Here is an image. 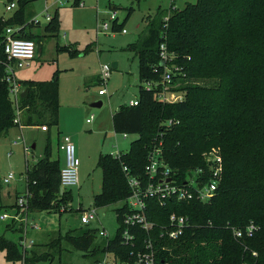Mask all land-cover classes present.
Here are the masks:
<instances>
[{
    "label": "trees",
    "instance_id": "trees-1",
    "mask_svg": "<svg viewBox=\"0 0 264 264\" xmlns=\"http://www.w3.org/2000/svg\"><path fill=\"white\" fill-rule=\"evenodd\" d=\"M18 1L12 16L0 17V40L6 27L29 22L26 7L32 0ZM149 19L142 38L129 45L138 56L142 82L162 80L160 45L166 42L175 54L172 63L180 67L176 79L206 84L183 86L180 89L186 96L177 102L158 99L162 85L153 89L141 85L138 104L123 105L113 114L116 132L137 133L139 137L127 152L100 155L98 164L104 170V185L94 204L104 206L126 200L132 193L125 167L132 175L149 179L146 165L150 147L157 139L163 140V157L174 178L180 181L189 168L205 165L203 154L207 150L219 147L225 169L217 194L207 202L171 199L166 206L156 198L148 199V217L156 226L150 232H136V250H144L146 240L151 238L156 264H264V0H198L183 9H176L172 3L169 9L158 10ZM27 28L18 35L42 46L40 38L35 39ZM113 29H124L118 17ZM59 30L57 8L46 31L56 34ZM4 61L0 50V138L17 125L9 84L3 80ZM23 83L27 94L19 103L20 125L57 127V78ZM62 167L59 158L53 156L49 139L44 156L26 168L32 211L48 208L57 198L61 203L72 200L71 189L61 192ZM125 208L117 210L116 235L104 245L96 243V228H87L81 234L69 230L62 237L86 253L109 250L122 254V258H132L129 254L134 249L121 240ZM172 213L189 216L191 223L177 239L161 235ZM250 223L257 226L252 235L246 232ZM235 229H241L243 235L237 237ZM50 245L60 252L59 240ZM0 250L8 261L22 260V264H38L55 256L50 251L25 250L4 235H0Z\"/></svg>",
    "mask_w": 264,
    "mask_h": 264
},
{
    "label": "rangeland",
    "instance_id": "rangeland-1",
    "mask_svg": "<svg viewBox=\"0 0 264 264\" xmlns=\"http://www.w3.org/2000/svg\"><path fill=\"white\" fill-rule=\"evenodd\" d=\"M198 0H86L84 6L68 4L55 5L54 0H32L26 7L29 22L27 29L34 38H40L36 57L30 66L16 70V77L23 85L24 81H51L57 78L60 92L59 125L49 129L46 125H14L9 133L0 138V235L12 241H19L21 232L26 229L27 246L25 250L54 253V259L42 260L38 264H96L105 252L86 253L76 249L63 239L69 230L81 234L87 228H96V243L104 245L116 235L119 223L117 210L126 200L96 206L95 196L102 193L104 170L98 164L101 154H118L127 152L131 143L139 134L129 133L126 137L116 132L113 114L121 106L137 99L140 86L145 85L140 78L139 59L129 45L139 41L147 30L149 18L158 10L169 9L172 3L176 9H183L188 3ZM7 0H0V17L9 18L16 8L7 10ZM19 4L18 0H15ZM46 5H50L46 11ZM58 8L60 30L56 34L46 31L47 14H54ZM115 12L119 23H124L122 30H102L104 22H109L111 13ZM170 11H168L169 13ZM37 19L40 23L32 21ZM111 24V23H110ZM29 25V26H28ZM112 25V24H111ZM38 44V43H37ZM70 48V50H65ZM118 62L116 68L113 62ZM109 64L111 74L106 82L101 80L102 67ZM200 80L177 78L172 85L171 96H186L185 85L199 83ZM201 84H206L201 81ZM199 83V84H200ZM23 87V86H22ZM100 88L106 89L105 95H99ZM101 101V106H94ZM168 102V101H166ZM93 119L88 122L87 119ZM70 136L77 147L81 163L79 184L71 187L72 200L60 202L55 199L52 204L41 211H33L28 205L29 227L24 221L3 218L4 213H20V207L9 212L14 205L18 191H26V168L32 167L46 152L49 139L54 148L58 139ZM31 148L26 150V146ZM56 150V148H55ZM55 150L54 155H55ZM58 152V151H56ZM61 165L64 166L65 155L59 152ZM14 174L10 183L4 178ZM96 209L97 216L88 224L81 221L83 210ZM36 224L37 227H32ZM108 235L102 236L99 231ZM54 240L60 241V252L50 245ZM0 264H22V260L8 261L5 252L0 250Z\"/></svg>",
    "mask_w": 264,
    "mask_h": 264
},
{
    "label": "built area",
    "instance_id": "built-area-1",
    "mask_svg": "<svg viewBox=\"0 0 264 264\" xmlns=\"http://www.w3.org/2000/svg\"><path fill=\"white\" fill-rule=\"evenodd\" d=\"M55 5H76L84 6L86 0H54ZM17 7L15 0L7 2L6 9L12 10ZM50 5H46V11H48ZM48 21L50 20V14H47ZM117 15L115 12L111 13L109 21L111 24L116 20ZM168 16L165 20H168ZM35 23H40L37 19H33ZM109 22H104L102 30L109 31L112 25ZM26 28V24H17L14 26H8L3 33V38L0 40V50L3 51L5 56L6 75L3 80L9 84V94L11 100L16 108L17 116L15 123L20 124V110L19 103L21 94L24 91L22 84L17 80L15 72L17 69L30 66L36 57V49L38 47L37 42L33 39L20 37L19 31ZM113 29V28H112ZM122 32L126 33V29H122ZM175 54L169 51L166 42H162L160 45V64L164 67L162 73V80L159 82H153L151 80L145 81L144 87L147 89L159 88L162 85L160 92L158 93V99L168 102H177L184 99V96L178 93V96H171V87L174 85L176 76L180 72V67L177 64L172 63ZM112 67L109 64H105L102 67L101 80L106 82L111 74ZM99 95L106 94L105 88H100ZM138 99L131 100L129 105H137ZM91 118L87 121L91 122ZM170 124V121L169 123ZM128 134L124 133L126 137ZM163 140L157 139L153 143L149 150L148 163L146 165V174L149 179H140L135 175H132L127 167L125 171L128 177V183L132 189V193L126 198L125 210L121 220L122 229V243L126 246L132 247L134 250L130 252L132 258H122V254L115 251H106L102 259L98 260L97 264H156V250L151 238L146 240V246L144 250H136V232L139 229H144L148 232L153 231L156 223L151 221L148 217V199L156 198L161 205L166 206L171 199L178 201H190L197 199L202 202L211 200L219 189V186L224 177V157L219 147H213L211 150H207L204 154L205 165L194 168H189L182 180L174 178L172 175V169L165 161L163 157ZM59 149L65 155V165L61 168V188L70 189L79 184V168L80 157L77 154V147L72 141L71 137L66 135L59 144ZM26 150L30 151L31 147L26 146ZM119 154V153H118ZM15 175L10 174L4 178L5 183H10L14 179ZM170 179V180H169ZM30 192L26 190L24 193L17 197L16 205L20 207V213L13 215L4 213L3 218H10L13 220L27 222V215H23L27 212L28 201ZM97 212L95 208L83 210L81 214V221L88 224L92 219H95ZM190 218L187 215L172 213L169 217L168 224L162 228L161 235H166L170 239H177L180 237L185 229L190 226ZM32 227H37L33 224ZM257 229L254 223H250L246 232L250 235ZM237 237L243 235L241 229L234 230ZM100 235L107 236L108 233L105 230L99 231ZM21 246L26 248L27 233H22ZM136 250V251H135ZM168 264V263H165Z\"/></svg>",
    "mask_w": 264,
    "mask_h": 264
},
{
    "label": "crops",
    "instance_id": "crops-1",
    "mask_svg": "<svg viewBox=\"0 0 264 264\" xmlns=\"http://www.w3.org/2000/svg\"><path fill=\"white\" fill-rule=\"evenodd\" d=\"M74 6V5H73ZM112 28H114V23L112 24ZM38 45V44H37ZM39 46V45H38ZM40 51H43L42 50V46H40ZM15 75H16V72H15ZM17 78V77H16ZM17 80L18 81H20L18 78H17ZM105 95V94H104ZM61 139H58V143H57V146L55 147L56 148V150H55V148H54V144L52 143V147H53V150H55V155L56 156H54V157H58L59 158V160H60V155H59V152H62V151H60V149H59V144H60V141ZM34 145V144H33ZM33 145H32V147L31 148H33ZM35 148V147H34ZM56 151H58V152H56ZM53 155H54V151H53ZM61 162V161H60ZM26 190H27V187H26ZM22 193H24V192H22V191H18V193H17V196H16V199H17V197L20 195V194H22ZM9 209H10V213L11 212H14L15 211V209H17V206H16V200H15V203H14V205H12V206H10L9 207ZM33 212V211H32ZM25 222V221H24ZM24 232V231H23ZM23 232H21V235H20V239H19V241H16V242H21V239L23 238V236H22V233ZM21 245V244H20ZM23 249H25L23 246H21Z\"/></svg>",
    "mask_w": 264,
    "mask_h": 264
},
{
    "label": "water",
    "instance_id": "water-1",
    "mask_svg": "<svg viewBox=\"0 0 264 264\" xmlns=\"http://www.w3.org/2000/svg\"><path fill=\"white\" fill-rule=\"evenodd\" d=\"M8 2H11V1H13V0H7ZM118 66V62H113L112 63V67H114V68H116ZM26 94H27V90H24L23 92H22V94H21V97L22 98H25V96H26ZM102 105V102L101 101H99V102H97V103H95L94 104V106H101ZM35 147V145H33V148ZM170 180V179H169ZM61 192L63 193L64 192V189L63 188H61Z\"/></svg>",
    "mask_w": 264,
    "mask_h": 264
}]
</instances>
